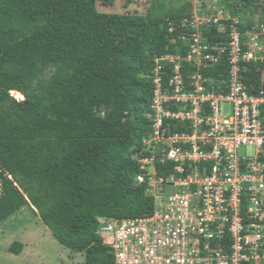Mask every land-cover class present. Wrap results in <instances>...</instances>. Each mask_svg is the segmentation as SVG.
I'll use <instances>...</instances> for the list:
<instances>
[{
    "label": "trees",
    "instance_id": "1",
    "mask_svg": "<svg viewBox=\"0 0 264 264\" xmlns=\"http://www.w3.org/2000/svg\"><path fill=\"white\" fill-rule=\"evenodd\" d=\"M117 1L0 0V226L27 208L79 264H114L98 219L153 211L147 182L135 176L150 131L154 60L185 55L180 29L168 33V24L193 10L191 0L177 8L150 0L143 15L98 11ZM262 1L220 4L243 31L253 15L264 21ZM161 65L166 83L170 67Z\"/></svg>",
    "mask_w": 264,
    "mask_h": 264
},
{
    "label": "built area",
    "instance_id": "2",
    "mask_svg": "<svg viewBox=\"0 0 264 264\" xmlns=\"http://www.w3.org/2000/svg\"><path fill=\"white\" fill-rule=\"evenodd\" d=\"M201 3L169 24L187 51L157 59L152 78L147 150L173 163L158 179L170 190L151 217L101 223L115 264L264 259V21L253 15L240 31L238 18Z\"/></svg>",
    "mask_w": 264,
    "mask_h": 264
},
{
    "label": "rangeland",
    "instance_id": "3",
    "mask_svg": "<svg viewBox=\"0 0 264 264\" xmlns=\"http://www.w3.org/2000/svg\"><path fill=\"white\" fill-rule=\"evenodd\" d=\"M149 1L129 0L128 5L125 7L126 0H118L114 6L100 5L98 11L101 13L129 12L143 15L149 9ZM202 1H205L207 4H216L221 9L223 7L220 4L223 0H191L194 5L200 4ZM167 2L168 7L177 8L183 3V0H167ZM256 4L263 5V1L257 0ZM14 96L18 97L17 94ZM164 190L167 192L168 188L164 187ZM13 243L22 244V251L19 255L8 253V248ZM75 256L74 253L59 245L53 239L51 233L40 223L38 217L31 211H28L27 208H23L15 213L0 226V264L81 263L82 259L80 257L75 258Z\"/></svg>",
    "mask_w": 264,
    "mask_h": 264
},
{
    "label": "clouds",
    "instance_id": "4",
    "mask_svg": "<svg viewBox=\"0 0 264 264\" xmlns=\"http://www.w3.org/2000/svg\"><path fill=\"white\" fill-rule=\"evenodd\" d=\"M213 1H215V0H213ZM202 3H203V1H202ZM204 4H205V1H204ZM193 10H194V4H193ZM193 10H192V12H193ZM170 23H172V22H170ZM166 55H174V54H166ZM157 59H160V57ZM157 59L154 60L155 66H156V60ZM154 70H155V68H154ZM153 74H154V71H153ZM152 78H153V75H152ZM15 94H17V93H12L13 96ZM152 94H153V92H152ZM17 96L20 97V98L17 97V99H22V96L20 94H17ZM152 99H153V96H152ZM151 103H152V100H151ZM151 103H150V105H151ZM152 113L153 112L149 108V111L145 116L147 117V119L149 121L150 131L147 133V136L142 139L140 151L138 152V154H136L139 156V158H137V161L139 164V171L135 176V183L142 184L144 182H147V187H148L147 193L149 195H151L153 197V200H154L153 211H152L151 215L147 216V217H151L153 215L154 211L157 210V206L159 205L160 201L167 198L166 194L170 190V188L165 183L158 184V179L162 178L165 181L166 178L170 177L171 175H173L175 173V172H173V166H174L173 163H171V162H165V163L160 162V160L163 157L160 152H156L155 155H153L149 150H147V148L149 146L147 140L149 139V135L152 133V118H151ZM140 153H142L147 160H149V159H151V157H153L154 158L153 162H143L142 163L141 161L143 159L140 156ZM156 163H158L162 166H164L165 164H169L170 169L165 170L164 173H162V174H158L157 169H156ZM139 178H141V180H139ZM164 187L168 188L167 192L164 190ZM136 218H145V217H136ZM127 219H134V218H122V219H117V220H127ZM105 220H114V219H105V218L98 219V223L100 224V227H101V223ZM98 232H99V235L101 236V238L103 239V244L106 245L111 250L110 246L104 240V236L101 234L100 228H99ZM212 244H214V243H212ZM263 254H264V252H263ZM255 263L256 264H264V259H260L257 262H255L254 260H250L247 264H255ZM114 264H115V256H114Z\"/></svg>",
    "mask_w": 264,
    "mask_h": 264
}]
</instances>
